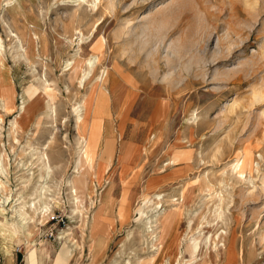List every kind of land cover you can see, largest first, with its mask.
<instances>
[{
    "label": "rangeland",
    "instance_id": "1",
    "mask_svg": "<svg viewBox=\"0 0 264 264\" xmlns=\"http://www.w3.org/2000/svg\"><path fill=\"white\" fill-rule=\"evenodd\" d=\"M6 3L0 221L21 210L29 223L9 254L0 238V264H23L28 242L67 264H177L175 242L187 264H264V0ZM102 97L110 140L95 172L76 110L90 122ZM157 195L173 223L151 253L144 215ZM53 213L78 250L49 236Z\"/></svg>",
    "mask_w": 264,
    "mask_h": 264
},
{
    "label": "bare ground",
    "instance_id": "2",
    "mask_svg": "<svg viewBox=\"0 0 264 264\" xmlns=\"http://www.w3.org/2000/svg\"><path fill=\"white\" fill-rule=\"evenodd\" d=\"M9 4H10V0H7V3L4 4V8H5V6H7ZM14 38H16V36H14ZM18 39H17V41H18ZM0 42H1V39H0ZM17 43H19V42H17ZM90 63H93V62H90ZM91 65H92L91 67H93L94 64H91ZM91 71H92V69L90 70V72L87 75L85 74L84 78L85 77L89 78V75L91 74ZM45 82H46V80H45ZM82 83H83V80H82ZM2 86H3V84H2ZM104 98H106V97H104ZM104 101L105 100H103V97H102L101 101L98 104L95 105L96 102L93 103L90 122L87 121L86 113H84L82 109L80 110V108H79V109L76 110V114L78 116V120L80 122L85 121V122L89 123L87 136L85 138H81V140H79V142H78L79 143L80 160H82V158L87 159L88 163H89V168L91 170L95 171V172L98 169H99L98 171H100V167H101V163H102L100 157L102 156V153H103L104 149L107 146V140H110V139L105 138L106 135H105V132H104L103 118L102 119H100L101 117L98 118V114H99V112H101L102 107H104V104L106 102V101L105 102ZM85 105H86V103H85ZM53 110H54V107H53ZM79 121H77V122H79ZM5 156H6L5 153H2V156H0V172L1 173H3L6 170L4 168V166H5L4 165ZM42 159L44 161L45 170L48 173V176L51 177V174H52L53 171H52V167L50 165V158L48 157V154L44 152V154L42 156ZM80 160H78V163H80ZM40 199H41L40 201L42 202L43 197L40 196ZM155 200L157 201V203H155ZM155 200L150 203L151 206H154V208H152V210L147 215L145 214L146 216L144 215V217H149L147 222H146V224H145L144 240H145V243L147 244V247H148V249L150 250L151 253H157V251L159 250V247H158L157 244H158V242H162L163 241V237H162V239H161V237H159V235H160L159 230L161 229L162 236H164L169 231V229L172 227L171 225L173 223L171 214L168 215V210L166 208L167 206L164 205L163 196L157 195ZM15 202H17V201H15ZM7 204L8 203H6V205ZM3 205H4V203H3ZM15 206H16V203H14V206H12L11 210H13V207H15ZM45 208L46 207H44V211L43 212H45ZM17 211H18V214L20 216L19 219H18L19 223H15V222L11 223V221H8V220L5 221V222H1L0 221V238L3 239V242L5 240V241H7L9 243V246L7 247L8 248V254L10 252H12L11 251V250H13L12 246L17 242L16 240H17L19 232H23L24 233L26 231L25 230L26 225H28V223H29L28 218L23 216V213H20L21 210H17ZM191 224H192V222H190V225ZM71 234L67 233V230H64V231H62L61 236H62V238H65V241L68 238V242H69L70 246L73 247L72 252H74V251L79 249V245H77L75 242L72 243ZM25 236L29 237L30 235L29 234H25ZM189 241L191 242V247H192L193 253L197 254V256H198L200 254V251H201L200 241H197V240L192 239V238ZM28 244L29 245L27 247V255H26L27 256V258H26V263L27 264L31 261V257L33 255V253L37 252L36 248L33 247L30 244V242H28ZM5 248H4V250H5ZM177 248L178 247H177V244L175 242L173 244V249L172 248L171 249L173 251L174 256L176 257V263L177 264H187L186 263L187 261H184V257H185L184 250L182 251V250H180V248L179 249H177ZM41 250H43V249H41ZM177 250H179V252L176 255V251ZM165 261H167V260H165ZM195 263H192V264H195ZM166 264H171V262H169V260H168L166 262Z\"/></svg>",
    "mask_w": 264,
    "mask_h": 264
},
{
    "label": "crops",
    "instance_id": "3",
    "mask_svg": "<svg viewBox=\"0 0 264 264\" xmlns=\"http://www.w3.org/2000/svg\"><path fill=\"white\" fill-rule=\"evenodd\" d=\"M37 247L36 250L37 252L33 253L32 257H31V261L28 264H67V260L69 259L67 257V255L63 256V250L61 251V254H56V256L58 257L60 255L61 259L60 262L57 260L55 261V257L51 256V252L49 250V248H47L46 246H44V249ZM27 254L25 253V258H24V262L23 264H27L26 263V256ZM18 261V256L17 257H13L12 259H10L8 261L7 264H17Z\"/></svg>",
    "mask_w": 264,
    "mask_h": 264
},
{
    "label": "built area",
    "instance_id": "4",
    "mask_svg": "<svg viewBox=\"0 0 264 264\" xmlns=\"http://www.w3.org/2000/svg\"><path fill=\"white\" fill-rule=\"evenodd\" d=\"M47 223L50 224L51 227L49 228V231H51V234L49 236L53 238L54 241L63 239L65 240V238H62L61 233L62 231L68 230L70 228L68 217H65L61 214L53 213L48 219ZM54 230H58L57 234H55Z\"/></svg>",
    "mask_w": 264,
    "mask_h": 264
}]
</instances>
